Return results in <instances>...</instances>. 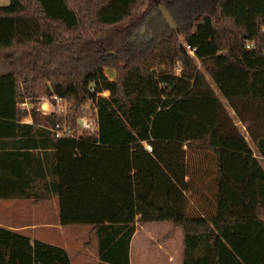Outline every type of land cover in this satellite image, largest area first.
I'll list each match as a JSON object with an SVG mask.
<instances>
[{"label":"trees","instance_id":"trees-1","mask_svg":"<svg viewBox=\"0 0 264 264\" xmlns=\"http://www.w3.org/2000/svg\"><path fill=\"white\" fill-rule=\"evenodd\" d=\"M158 1L188 21L179 34L196 48L194 58L167 29ZM139 28L157 35L149 49ZM103 91L107 98L96 96ZM53 95L71 105L75 132L93 101L98 132L57 139L51 130L62 117L19 108ZM28 116L31 124L22 123ZM257 156L264 162V0L0 6V187L10 189L0 199L55 197L61 226L93 228L101 263L129 264L137 227L170 223L182 232V264H264ZM37 172L38 185L30 179ZM0 264L70 260L64 249L0 227Z\"/></svg>","mask_w":264,"mask_h":264},{"label":"crops","instance_id":"crops-1","mask_svg":"<svg viewBox=\"0 0 264 264\" xmlns=\"http://www.w3.org/2000/svg\"><path fill=\"white\" fill-rule=\"evenodd\" d=\"M22 123L31 124V118L28 117ZM35 167L36 165L34 172ZM30 179L37 185L43 182L38 172L36 175L32 173ZM4 180L0 179V184ZM9 190L0 187V194L10 193ZM0 210H8L5 215L0 216L1 228L22 234L31 242L38 241L64 249L70 264H107L101 263L99 259L98 241L91 226L67 231L66 226L60 225L55 197L39 204H34L31 200L0 199ZM14 210L18 212L13 214ZM168 226V223H149L138 227L129 244V264H182L181 230L177 231L176 240L163 245L151 244L154 242V234L151 232Z\"/></svg>","mask_w":264,"mask_h":264},{"label":"rangeland","instance_id":"rangeland-1","mask_svg":"<svg viewBox=\"0 0 264 264\" xmlns=\"http://www.w3.org/2000/svg\"><path fill=\"white\" fill-rule=\"evenodd\" d=\"M197 2H199V1H197ZM8 3H9V0H0V6H6V5H8ZM155 6H156V9L158 10V13H160V15H161V18L163 19L162 10H166L167 9L166 5H164L162 2L158 1L157 3L155 2ZM169 15H170V17L172 18V20L174 22V28H172V27H170L168 25L167 29L170 28L171 30H173L178 35V37H177L178 38V43L181 44V46H184L185 43H184V41L182 39V36L179 33H180V30H181L180 27L188 24V23H186L188 21H185V20H182V19L177 20L176 18H174V16L172 14L169 13ZM128 24H129L128 21L123 23V25H122L123 29L121 30L122 31L121 32V37H123V35L126 33ZM113 34H115V30H111L108 35L111 36ZM114 37L116 38V35H114ZM138 38H140L143 42H145L147 44L146 46H148V49H149L150 46L153 45L154 41L157 39V35L154 33V31H148L145 28H141V29L139 28L138 29ZM195 63L197 65V67L199 68V70L201 72H203L205 78L208 79V76L205 74L203 68L200 66V63L197 60H195ZM178 71L179 70L177 69L176 72H178ZM104 73H105L106 77L109 80H114L116 78V76H117L116 71H114L113 69H105ZM217 95L219 96L221 101L224 102L222 97L218 93H217ZM24 102L28 104V108L29 109L27 110V109H22V108L19 107L21 110L29 111L32 108H35L36 111L38 112V108L42 104L50 102V100H48L46 98H39V99L36 100L35 103H31L29 100H25ZM226 108L228 109L230 115L232 116V112L230 111L228 106H226ZM28 117L24 118V120L27 119ZM235 122H236V125L239 128L240 132L245 136V139H246L247 143L249 144V146L251 147L253 153L256 155V151H255L253 145L251 144V142L249 141V139H248V137L246 135V132L244 130L245 126L240 124L236 120H235ZM257 158H258V156H257ZM258 159L260 160V158H258ZM199 160H201V159H199ZM199 160H197V161H199ZM260 161H261V165L264 168V162L262 160H260ZM205 165H206V163H205ZM209 209H210L209 206L206 205V210H209ZM6 212H8V210H0V216L5 215ZM17 212H18L17 210H14V212H12V213L16 214ZM164 224H166V223H164ZM168 224H169V226L166 227V228L165 227H159L158 229H155L153 232H151V234L152 233L154 234V238H153L154 242L151 243L152 245H159V244L163 245V244L167 243L168 241L176 240L177 231L179 229H175L170 223H168ZM140 226H143V225H140ZM140 226H138V227H140ZM79 227L87 228L88 226H86V225H82V226L81 225L66 226V229H67V231H71V230H76Z\"/></svg>","mask_w":264,"mask_h":264},{"label":"built area","instance_id":"built-area-1","mask_svg":"<svg viewBox=\"0 0 264 264\" xmlns=\"http://www.w3.org/2000/svg\"><path fill=\"white\" fill-rule=\"evenodd\" d=\"M184 48L186 52L194 58L196 53V48H192L187 44H184ZM246 50L252 49V44L246 45ZM91 93H94V88H91ZM97 97L107 98L109 96L108 91H103L101 93L96 94ZM19 107L22 109H29L28 104L23 102L19 104ZM26 107V108H25ZM71 111V105L65 99L58 97L57 95H53L52 99L48 103L42 104L38 108V112L42 113L43 115H48L50 113H54L56 116L62 117V123H58L55 127L51 130L57 139L63 138H73L78 139L81 131H87L92 134H96L98 132V125H97V115H96V106L95 103L89 102L82 108V115L78 118L77 123L78 127L80 128V132H75L73 128L68 123V116ZM147 150L150 151V148L147 147Z\"/></svg>","mask_w":264,"mask_h":264},{"label":"water","instance_id":"water-1","mask_svg":"<svg viewBox=\"0 0 264 264\" xmlns=\"http://www.w3.org/2000/svg\"><path fill=\"white\" fill-rule=\"evenodd\" d=\"M162 16L164 21L172 28H174V22L166 10H162Z\"/></svg>","mask_w":264,"mask_h":264}]
</instances>
